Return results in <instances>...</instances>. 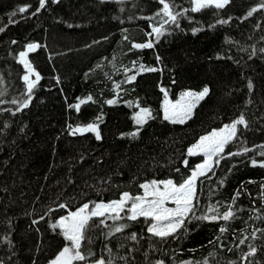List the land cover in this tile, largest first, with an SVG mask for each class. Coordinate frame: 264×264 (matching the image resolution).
<instances>
[{
  "label": "trees",
  "instance_id": "16d2710c",
  "mask_svg": "<svg viewBox=\"0 0 264 264\" xmlns=\"http://www.w3.org/2000/svg\"><path fill=\"white\" fill-rule=\"evenodd\" d=\"M166 2L183 13L175 23L164 24L159 0H47L36 15L39 0H0V264H49L70 243L51 225L86 203L141 195L140 184L152 180L181 183L203 161L188 148L241 114L247 127L237 126L223 158H214L219 164L198 178L194 214L173 236L151 235L150 220H128L126 211L115 221L94 217L81 247L94 255L77 264H264V9L247 15L260 0L198 12L190 0ZM25 5L27 12L11 15ZM162 24V34L151 35ZM148 42L151 48H132ZM30 43L40 45L27 58L41 80L28 94L18 56ZM204 87L209 93L191 118L174 124L162 117L161 88L176 101ZM88 96L79 111L71 107ZM136 108L151 113L140 127ZM89 123L101 139L70 134ZM229 205V221L195 218ZM120 225L127 227L114 233ZM250 246L255 255L242 259Z\"/></svg>",
  "mask_w": 264,
  "mask_h": 264
},
{
  "label": "snow or ice",
  "instance_id": "6c2138e0",
  "mask_svg": "<svg viewBox=\"0 0 264 264\" xmlns=\"http://www.w3.org/2000/svg\"><path fill=\"white\" fill-rule=\"evenodd\" d=\"M53 3H57L58 0H52ZM162 4V14L164 17H167V20L164 23L177 21L178 15L183 13H175L172 9L170 3L166 0H159ZM192 4L191 11L198 12L203 8L215 7L216 9H223L226 5L230 3V0H190ZM47 0H39V7L32 13L36 15L41 9L45 7ZM30 5L20 6L16 11L11 15L15 16L17 12L25 13L30 8ZM260 9H264V0H260L258 7H253L247 13L248 16H252L253 13L257 12ZM160 13H158L159 15ZM221 23H226V21H221ZM160 27H153V32L156 33L157 37L162 34ZM4 31L3 28H0V32ZM196 31V30H194ZM15 43V41H13ZM153 45L151 42L148 43H133L132 48L143 49L151 48ZM40 45L35 43H30L27 45V51H21L19 54L18 62L23 65L25 73L22 77L26 88L27 93L31 94L35 89L36 85L41 80V75L33 67L32 63L28 60V53L36 51ZM159 60V57L157 58ZM141 71L155 72L158 69L151 67H144L141 65ZM34 76L35 79L30 77ZM135 76L128 77L129 83L135 80ZM119 87V85H117ZM249 89L252 88L251 82L248 85ZM161 91L165 93V104H164V119L169 120L171 123H184L187 119L191 118V112L195 106V102L202 100L208 93L209 88L204 87L202 91L196 92H184L181 95V99L178 100L175 104H170L167 100V91L161 88ZM3 95V93H0ZM31 96L29 95V99ZM92 100L91 96L87 98L79 99V102L75 105H71L77 111L80 110L82 104H86ZM12 103H16L15 100ZM106 103L109 105L115 103L114 100H107ZM22 107H28L27 101L22 104ZM171 109V111H170ZM151 113L148 109L141 108L140 112L137 113L133 119L137 125H143L146 122V118H150ZM100 119V117H98ZM243 125L247 127L246 120L244 115L241 114L237 119L232 121L230 124H225L222 128L211 131L210 133L203 135L196 141L191 147L187 150L188 156H197L202 155L204 161L201 164L196 165L195 169L192 170L191 175L183 179L179 184L175 183L172 179H167L163 181L152 180L150 182L140 184V188L143 189V195L133 196L129 192H123L120 194L118 200H112L108 203H96L91 209L86 203L83 206L79 207L74 212H69L67 216L60 217L54 224L51 225L53 229H59L60 234L63 235L65 241L70 242L68 245L64 246L62 250L58 252L54 259L50 261V264H74L75 261H86L90 256H93L94 253L89 251L88 255L82 253V241L86 239V231L93 227L89 224V221L94 217H104L106 219H112L113 221L121 219L120 213L125 211V206L131 203V206L127 208V211L130 215L127 216L128 220L136 221L139 217H144L145 220H150L152 223L149 225L147 231L151 235L160 238L161 240L166 239L169 236H173L178 229H180L185 220L188 218L189 214H194V199L196 195V181L199 177L205 176L207 172L212 170V164H219V159L214 157L223 158L222 154L224 153L225 147L236 137L237 135V126ZM91 132L94 133L96 139H101L98 125L95 123H89L84 127L72 128L70 131L71 135H76L77 133ZM128 135L135 137L138 135V132H132ZM264 147V146H261ZM245 152L249 151L248 149L244 150ZM239 153H229V155H237ZM260 155L264 156V152ZM187 161L185 164L187 165ZM258 162L252 160V165L256 166ZM259 167L264 168V161L259 162ZM179 171V169H177ZM223 183V182H221ZM239 193H237V196ZM236 197H233V203L235 202ZM174 204L175 207H167V204ZM60 208H65L66 205H59ZM209 212H216V215H203L195 217L196 219L209 220V221H229L234 217L235 213L232 210L231 205L228 206V210L224 211L222 214L219 213V210L216 206H210L208 209ZM101 224L105 223L104 219L100 220ZM127 225L116 226L114 233H119L124 230ZM227 229L225 227H220L219 231L221 233L225 232ZM111 233V234H114ZM253 238L255 234L253 233ZM130 239L136 240V234L133 233L130 236ZM212 243V241H210ZM240 244H244V240L240 241ZM111 252V249H109ZM256 253V248L251 247L249 251L243 255L242 259H247L250 256H254ZM90 264H112V262L105 261L103 258L90 261ZM158 264H163V262H158ZM207 264V261H205ZM234 264V262H233Z\"/></svg>",
  "mask_w": 264,
  "mask_h": 264
},
{
  "label": "rangeland",
  "instance_id": "374dc122",
  "mask_svg": "<svg viewBox=\"0 0 264 264\" xmlns=\"http://www.w3.org/2000/svg\"><path fill=\"white\" fill-rule=\"evenodd\" d=\"M165 18H166L165 20H167V17H165ZM164 24H165V23H164ZM157 27H160V26H157ZM151 35H156V33L153 32V29H152V33H151ZM23 51H27V47H26ZM18 60H19V56H18ZM21 65H22V64H21ZM22 66H23V65H22ZM23 68H24V67H23ZM24 70H25V69H24ZM25 74H26V73H25ZM30 78L33 79V80L35 79L34 76H32V77H30ZM185 92H189V91H185ZM191 92H192V91H191ZM183 93H184V92H183ZM183 93H182V94H183ZM196 93H198V92H196ZM182 94L179 95V97L176 99V101H170V100L168 99V97H167V100L169 101L170 104H175L178 100L181 99V95H182ZM199 101H200V100H199ZM199 101H198V102H199ZM198 102H195V106H196V104H197ZM164 104H165V97H164V99H163V109H162V117H163V118H164ZM195 106H194V107H195ZM194 107H193V108H194ZM140 109H141V108H136L135 112H134L133 115H132V118H133L137 113L140 112ZM145 109H146V108H145ZM148 110H149V109H148ZM192 110H193V109H192ZM149 111H150V110H149ZM170 111H171V109H170ZM191 113H192V112H191ZM147 119H148V118H146V120H147ZM167 121H169V120H167ZM169 122H170V121H169ZM133 123H134L137 127H140V126H141V125H137L134 119H133ZM200 156H202V155H200ZM202 158H203V161H204V157H203V156H202ZM214 158H215V157H214ZM214 158H213V160H214ZM203 161H202V163H203ZM200 164H201V163H200ZM190 175H191V174H190ZM141 195H143V190H142ZM130 206H131V203H130V202H129L128 205L125 206V211H126V212H128V211H127V208L130 207ZM166 206H167V207H171V208H174V207H175V205H174V204H171V203L167 204ZM89 208H90V207H89ZM90 209H91V208H90ZM128 213H129V212H128ZM128 215H130V213H129ZM66 216H67V215H66ZM151 223H152V221H151ZM78 262H79V261H75L74 264H77ZM49 264H50V263H49Z\"/></svg>",
  "mask_w": 264,
  "mask_h": 264
}]
</instances>
